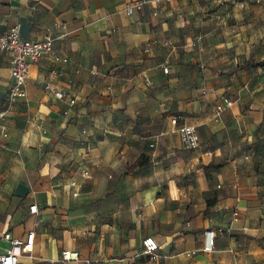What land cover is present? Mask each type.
I'll list each match as a JSON object with an SVG mask.
<instances>
[{
  "label": "crops",
  "instance_id": "obj_1",
  "mask_svg": "<svg viewBox=\"0 0 264 264\" xmlns=\"http://www.w3.org/2000/svg\"><path fill=\"white\" fill-rule=\"evenodd\" d=\"M228 1L0 0L1 33L53 36L26 97L10 96L0 55V253L5 232L35 231L19 264L64 249L90 264H264V56L250 52L255 17L229 22ZM241 1L237 17L254 9Z\"/></svg>",
  "mask_w": 264,
  "mask_h": 264
},
{
  "label": "built area",
  "instance_id": "obj_2",
  "mask_svg": "<svg viewBox=\"0 0 264 264\" xmlns=\"http://www.w3.org/2000/svg\"><path fill=\"white\" fill-rule=\"evenodd\" d=\"M254 2L264 6V0H253ZM144 5L143 1H135L127 5L126 12L133 13L135 10L141 9ZM53 49V36L47 33L40 40H31L24 38L21 35L19 26H11L6 32H0V55L11 54V75L13 84L10 89V96L12 98L26 97L27 92L25 85L29 75V68L32 62L39 61L44 55L49 54ZM164 71L168 72V67H164ZM47 88L52 90L57 98H66L67 94L54 87L49 82ZM69 102L73 105L76 102L75 98H70ZM233 102L229 98H225L223 104L217 105V114L220 115L224 108H229ZM183 143L188 148H196L199 144L197 128L194 125L182 124L178 128ZM88 174V172H85ZM38 206L33 204L30 206V212L36 213ZM237 215V212H235ZM210 235V234H209ZM35 231H29L24 237L14 236L10 231L3 234V240L9 243L5 252L0 253V264H19L20 258L25 253L33 251L35 245ZM213 236L205 249L212 250ZM160 249L158 241L153 236H146L143 239V251L151 257H156ZM84 262L90 264V259H82L78 250L64 249L60 257L49 259L48 264H71L73 262Z\"/></svg>",
  "mask_w": 264,
  "mask_h": 264
},
{
  "label": "rangeland",
  "instance_id": "obj_3",
  "mask_svg": "<svg viewBox=\"0 0 264 264\" xmlns=\"http://www.w3.org/2000/svg\"><path fill=\"white\" fill-rule=\"evenodd\" d=\"M242 2L241 0H235L234 3L231 1L225 2L224 4V15L227 20L236 22L240 20V27H246L247 22L250 20L251 17H255V43L251 46L250 52L255 58H260V56H264V6L258 4L254 1H248L250 5L254 7L251 8L249 12L247 10H240L238 17L235 15V12L232 13V10L235 6H237ZM238 18V19H237ZM232 31V30H231ZM248 30L244 34L245 38L247 39ZM243 35V34H242Z\"/></svg>",
  "mask_w": 264,
  "mask_h": 264
}]
</instances>
